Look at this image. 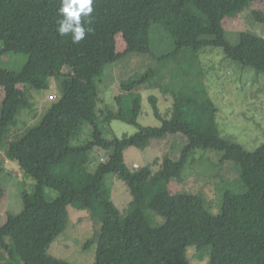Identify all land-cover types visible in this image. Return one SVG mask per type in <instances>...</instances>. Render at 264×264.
Returning <instances> with one entry per match:
<instances>
[{
    "label": "trees",
    "instance_id": "trees-1",
    "mask_svg": "<svg viewBox=\"0 0 264 264\" xmlns=\"http://www.w3.org/2000/svg\"><path fill=\"white\" fill-rule=\"evenodd\" d=\"M253 1L93 0L92 13L82 16L85 38L74 43L71 33L57 31L61 0H0V30L10 38L0 48V57H27L20 71L0 68V87L5 90L0 116V200L6 196L2 152L36 180L34 194H22V212L0 223L2 261L70 264L49 251L68 230L72 207L101 222L95 264H191V248L198 258L207 259L206 264H264V145L249 152L216 132H200L202 109L210 107L209 129L215 109L200 80L199 53L207 47L222 48L231 61L264 72V37L254 25L239 32L237 46L228 40L224 26L226 18L243 14ZM154 29L156 36L164 35L166 48L153 43ZM118 35L127 43L125 53L117 51ZM71 55L82 71L69 64ZM138 56L153 64L122 82L123 93L110 108L103 102L99 83L107 70ZM52 83L59 90V97H52L53 106L40 122L25 129L19 142L7 146V128L19 126L26 111L34 112V103L19 86L43 92ZM158 88L168 101L166 113H161L158 97L151 95L148 100L161 125H142L139 117L145 111L139 91ZM114 122L133 125L138 131L120 138ZM87 128L91 131L85 135ZM170 137L177 141L172 146L175 154L164 157L156 183L182 184L195 156L202 160L208 179L222 178L227 164L238 172L234 185L218 189L217 213L209 209L203 194L165 192L145 205L153 173L146 167L136 169V163L129 167L126 151L145 149L152 139ZM209 150L223 153L218 163L205 158ZM97 153L106 158L93 169ZM111 178L122 180L131 193L123 211L112 200ZM47 189L58 196L48 201Z\"/></svg>",
    "mask_w": 264,
    "mask_h": 264
},
{
    "label": "rangeland",
    "instance_id": "rangeland-1",
    "mask_svg": "<svg viewBox=\"0 0 264 264\" xmlns=\"http://www.w3.org/2000/svg\"><path fill=\"white\" fill-rule=\"evenodd\" d=\"M251 23L254 30L264 37V0H256L250 3L248 9L235 18H226L224 26L226 28L227 38L234 45L239 43V32L248 30ZM157 29L153 30L152 39L155 45L162 49L166 48L163 42L164 35L159 33L155 35ZM165 32V31H164ZM10 43L9 36L0 30V48H4ZM128 50L126 41L122 35L117 36V51L125 53ZM199 59L202 64V83L209 93L210 99L215 109V121L213 126L208 128V120L211 116L209 105L204 106L201 113L200 132L213 131L222 138L242 145L247 151L255 152L260 146L264 145V72L258 73L252 67H244L237 62L228 59L222 48H205L199 53ZM27 61L26 56L5 55L0 57V68L10 71L22 70ZM127 61V64H126ZM69 64L77 71H82V66L71 55ZM153 62L140 56L136 58H127L125 61L115 65L107 70L102 82L99 83V90L103 102L110 108L115 105V98L123 92L122 82L135 73L136 70L146 69ZM67 70V69H66ZM19 89L26 91V96L34 103V112L26 111L22 117L19 126H9L5 132L4 143L7 146L19 142L25 129L36 125L45 113L53 106L56 100L52 97H59V90L52 83L49 91L38 92L29 86L20 85ZM143 98V110L145 111L139 117V123L145 126H160L161 122L155 117L148 97L154 95L159 99V108L162 114L166 113L167 99L161 92V89L150 91H139ZM57 95V96H56ZM5 98V90L0 87V116L2 113V102ZM112 127L118 137L132 135L138 131L137 127L124 123L114 122ZM91 131L87 128L85 135ZM184 141L185 138H183ZM84 140V137L83 139ZM174 139L168 138L161 141L152 139L150 145L145 149L131 147L126 151V163L132 167L136 163L139 169L146 167L152 171V176L148 183V191L145 192V205L148 207L151 201L160 193L177 194L183 192L186 194H203L209 209L217 213L220 205L219 188L231 187L238 178V172L232 164H227L222 178L208 179L203 175V162L200 157H193L191 163L184 172V182L163 183L160 180V168L166 155H174L172 148L176 144ZM180 145L176 151H181ZM205 158L215 163L221 159L223 153L216 151H206ZM196 155V154H195ZM2 164V184L6 189V196L0 200V223L4 224L10 214L18 215L23 210L22 194L33 195L35 192L36 180L25 174L19 164L10 162L6 159L4 152L1 153ZM106 158L104 153L94 155L96 165L102 163ZM8 161V163H7ZM112 187V200L114 204L123 211L131 201V193L126 184L118 178L109 179ZM155 184H157L155 186ZM154 192V193H152ZM58 193L47 189L48 201L55 199ZM70 225L68 230L61 235L52 245L49 253L70 264H95L98 251V236L101 229V222L94 220L88 211H81L69 207ZM92 241V242H91ZM91 243V244H90ZM191 264H206L207 259L198 258V253L189 249ZM17 262V260H15ZM18 263V262H17ZM0 264H9L6 260L0 259ZM21 264V263H18Z\"/></svg>",
    "mask_w": 264,
    "mask_h": 264
},
{
    "label": "clouds",
    "instance_id": "clouds-1",
    "mask_svg": "<svg viewBox=\"0 0 264 264\" xmlns=\"http://www.w3.org/2000/svg\"><path fill=\"white\" fill-rule=\"evenodd\" d=\"M92 3L93 0H61L58 12L62 19L58 21V33L60 35L71 33L74 43L84 39L86 28L82 24V16L88 17L92 13Z\"/></svg>",
    "mask_w": 264,
    "mask_h": 264
},
{
    "label": "built area",
    "instance_id": "built-area-1",
    "mask_svg": "<svg viewBox=\"0 0 264 264\" xmlns=\"http://www.w3.org/2000/svg\"><path fill=\"white\" fill-rule=\"evenodd\" d=\"M56 98V97H55Z\"/></svg>",
    "mask_w": 264,
    "mask_h": 264
}]
</instances>
